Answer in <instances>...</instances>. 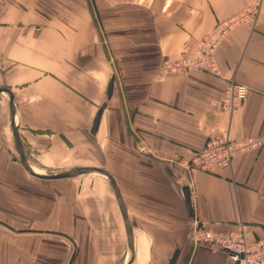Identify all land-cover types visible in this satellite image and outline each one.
I'll list each match as a JSON object with an SVG mask.
<instances>
[{
    "label": "crops",
    "instance_id": "0c3cea01",
    "mask_svg": "<svg viewBox=\"0 0 264 264\" xmlns=\"http://www.w3.org/2000/svg\"><path fill=\"white\" fill-rule=\"evenodd\" d=\"M251 10L256 18L237 22L217 48L218 75L165 69L217 23ZM232 81L248 87L245 101L211 109ZM2 87L14 94L37 171L99 167L115 178L131 264H168L176 250L175 264H235L228 251L195 243L201 224L264 235V144L215 174L186 164L212 138L264 143V0H0ZM67 181L22 167L0 94V264H68L71 246L70 264L125 263L127 227L110 184L79 181L69 196Z\"/></svg>",
    "mask_w": 264,
    "mask_h": 264
},
{
    "label": "built area",
    "instance_id": "2783aa9c",
    "mask_svg": "<svg viewBox=\"0 0 264 264\" xmlns=\"http://www.w3.org/2000/svg\"><path fill=\"white\" fill-rule=\"evenodd\" d=\"M257 11H246L217 23L214 29L194 45H186L180 55L172 56L165 62V69L174 73L204 70L218 75L215 52L231 27L243 19L254 20ZM249 89L235 81L230 82L220 97L210 101L215 111L234 112L245 101ZM263 141L253 137L232 139H209L205 146L196 151L187 166L189 169L215 174L232 166L235 157L243 152L261 149ZM196 244H206L228 251L233 261L239 264H264V235L254 238L243 223L236 225L228 234L214 233L204 225L195 229ZM242 255V257L240 256Z\"/></svg>",
    "mask_w": 264,
    "mask_h": 264
},
{
    "label": "water",
    "instance_id": "95a60500",
    "mask_svg": "<svg viewBox=\"0 0 264 264\" xmlns=\"http://www.w3.org/2000/svg\"><path fill=\"white\" fill-rule=\"evenodd\" d=\"M114 80H115V77H113L111 79V82H110V85L108 88V92H107V100H110L113 96L114 85H115ZM0 94H3L8 98L9 112H10V119H11V129H12L13 136H14L15 146L17 147V150L19 152V160L21 162L22 167L30 175H32L36 178H39V179H43V180H61V179L75 178V177L83 175V174H90V175L101 176L110 184L111 188L113 189V191L115 193L117 201H118V203L122 209L123 218L125 221V225L127 227L128 251H127V259H126L124 264H131L133 261V258H134L133 235L131 233V229L129 226V222H128L129 220H128L127 213L125 211L123 199H122V196H121V193H120V190H119V187H118V184H117L115 178L108 171H106L103 168H99V167H75V168H72V169H69V170H66V171H63L60 173H56V174L37 173L34 170V168L29 164V162L27 160V157L25 155L24 145H23L22 140H21L20 135H19L18 124L16 122L17 110H16V105H15L14 94L11 91V89H9L8 87L0 88ZM107 105H108V103L106 101L98 109V112L95 116L91 131H90L93 136H95L97 134L103 111L105 110ZM183 194L185 195V200L188 204L189 216L193 217V210L191 207V194H190L189 189L184 188ZM178 253H179L178 250H176L174 252V254L171 257L168 264H175V261L178 257ZM240 256L242 257V255H240ZM235 264H239V261H237Z\"/></svg>",
    "mask_w": 264,
    "mask_h": 264
},
{
    "label": "rangeland",
    "instance_id": "374dc122",
    "mask_svg": "<svg viewBox=\"0 0 264 264\" xmlns=\"http://www.w3.org/2000/svg\"><path fill=\"white\" fill-rule=\"evenodd\" d=\"M106 101H107V103H109V100L105 99L104 102H106ZM30 158L33 159V162H32L33 165H35V163L39 164L38 160H37V162L35 160L36 157L34 158L33 156H30ZM72 168H74V167H72ZM72 168H69V169H72ZM69 169H66L65 167H60V166L49 165V166H47L46 171H41V172H43L44 174H56V173H60V172H63V171L69 170ZM83 180H84V182H82V183H85V184H86V182L93 181V185H94L97 183H101L103 181V177L97 176V175L83 174V175L77 176L75 178L68 179L67 182H69V184H68L67 190L69 191V196L75 195L73 185H77V183H80L79 181H83ZM94 182H96V183H94ZM71 247L72 248L69 251L68 264H70V260L72 259V255L74 254V251H75L73 246H71ZM34 264H38V263H34Z\"/></svg>",
    "mask_w": 264,
    "mask_h": 264
},
{
    "label": "bare ground",
    "instance_id": "6f19581e",
    "mask_svg": "<svg viewBox=\"0 0 264 264\" xmlns=\"http://www.w3.org/2000/svg\"><path fill=\"white\" fill-rule=\"evenodd\" d=\"M18 124V123H17ZM33 167V166H32ZM34 168V167H33ZM34 170L37 172V173H41V172H39V171H37L35 168H34Z\"/></svg>",
    "mask_w": 264,
    "mask_h": 264
}]
</instances>
